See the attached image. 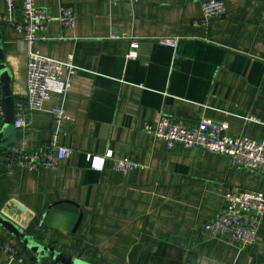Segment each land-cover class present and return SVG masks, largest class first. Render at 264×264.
<instances>
[{"label": "crops", "instance_id": "0c3cea01", "mask_svg": "<svg viewBox=\"0 0 264 264\" xmlns=\"http://www.w3.org/2000/svg\"><path fill=\"white\" fill-rule=\"evenodd\" d=\"M202 1L38 0L53 19L35 47L52 58L71 56L76 72L65 71L67 93L33 111L26 127L14 126L5 147L46 145L57 128L51 109L62 107L70 119L59 143L72 153L57 168L27 169L7 164L1 148L3 215L40 244L94 264H264V221L257 242L243 250L201 231L225 192H264V174L235 168L215 152L170 149L144 128L159 113L187 125L206 117L264 140V0H224L226 16L207 22ZM20 5L10 16L15 23L22 21ZM61 5L74 8V27L57 19ZM6 12L0 0V16ZM11 21L0 19V29L16 101L26 94L29 46ZM134 40L137 56L128 58ZM89 155L103 157V168H92ZM114 158L139 167L119 171ZM4 242L22 260L9 261ZM43 262L0 225V264Z\"/></svg>", "mask_w": 264, "mask_h": 264}, {"label": "built area", "instance_id": "2783aa9c", "mask_svg": "<svg viewBox=\"0 0 264 264\" xmlns=\"http://www.w3.org/2000/svg\"><path fill=\"white\" fill-rule=\"evenodd\" d=\"M21 2L22 21L15 23L10 18ZM124 0H109L112 5H118ZM135 5L139 0H127ZM7 12L0 19L11 21L15 29L23 35L28 44V59L26 66V94L15 101L16 128L26 127L30 123L33 111L43 110L46 103L54 95L64 96L71 87V81L64 77L76 72L73 58L69 56L60 60L46 56L35 47L36 42L44 37L39 32L47 28L53 19L47 7L38 5V0H6ZM203 20L222 19L227 14V5L224 0H204L201 2ZM60 24L72 28L77 23L74 8L69 5L60 6L57 16ZM264 23V10L262 12ZM161 42L175 47L178 38H163ZM139 42L134 40L126 56H137ZM51 114L57 128L49 142L33 151L21 148L3 147L1 155L7 164L27 169L40 167L57 168L61 160L68 158L72 149L59 143L61 126L70 116L62 107L51 109ZM5 113L0 104V122L4 121ZM248 120L259 121L255 117ZM146 130L156 138L167 143L172 149L178 145L183 148H198L204 151L215 152L230 158L235 168H247L264 174V140L249 137L243 133L233 134L229 122L217 123L202 117L194 125H187L176 121L172 116L159 114L155 126L147 125ZM92 168H103V157L89 155ZM114 167L127 172L139 165L126 158H114ZM224 205L215 212L213 217L203 225V229L211 238L229 239L236 243L240 250L257 242L259 232L264 221V192L261 190L244 189L241 191H227L224 194ZM2 250L7 254L9 261L22 260L17 248L10 242L2 244Z\"/></svg>", "mask_w": 264, "mask_h": 264}, {"label": "water", "instance_id": "95a60500", "mask_svg": "<svg viewBox=\"0 0 264 264\" xmlns=\"http://www.w3.org/2000/svg\"><path fill=\"white\" fill-rule=\"evenodd\" d=\"M2 32L0 29V80L2 84V106L5 117L0 129V149L7 146L6 135L14 128L15 100L12 95V72L5 62L2 46ZM0 225L12 235L21 240L39 258H43V264H94L84 259L56 250L52 246L42 245L29 235L22 227L0 212Z\"/></svg>", "mask_w": 264, "mask_h": 264}, {"label": "rangeland", "instance_id": "374dc122", "mask_svg": "<svg viewBox=\"0 0 264 264\" xmlns=\"http://www.w3.org/2000/svg\"><path fill=\"white\" fill-rule=\"evenodd\" d=\"M159 114H162V113H159ZM159 114H157L156 115V117H155V119H154V121L153 122H147L146 124H145V126H144V128H145V130H146V126L147 125H152V126H155V124H156V118H157V116L159 115ZM201 119V118H200ZM228 122V121H227ZM230 124V123H229ZM147 131V130H146ZM150 133V132H149ZM151 134V133H150ZM153 135V134H152ZM153 137L155 138V139H158V138H156L154 135H153ZM179 147H183V146H180V145H178ZM178 146H176V147H178ZM176 147H174V148H176ZM201 150V149H200ZM128 160V159H127ZM139 165V164H138ZM140 168H141V166H140ZM225 199V198H224ZM224 202H225V200H224ZM205 224V223H204ZM203 224V225H204ZM204 227H202V229H201V231L204 233V234H206L207 236H209L208 234H207V232L203 229ZM222 239V238H221ZM227 240V239H226Z\"/></svg>", "mask_w": 264, "mask_h": 264}]
</instances>
